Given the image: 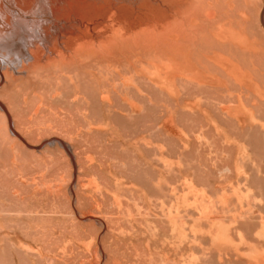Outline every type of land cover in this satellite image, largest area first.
Instances as JSON below:
<instances>
[{
  "label": "rangeland",
  "instance_id": "rangeland-1",
  "mask_svg": "<svg viewBox=\"0 0 264 264\" xmlns=\"http://www.w3.org/2000/svg\"><path fill=\"white\" fill-rule=\"evenodd\" d=\"M211 1L219 11L213 20L194 26V39L182 41L183 53L191 59L179 58L208 79L185 74L176 81L174 96L149 84L147 97L130 93L138 108L112 88L117 74L108 80V67L130 75L126 66L131 61L135 73L142 60L134 51L130 57L126 52L71 67L49 66L18 81H3L0 103L7 115L0 109V264H189L192 256L200 258L199 264H241L235 255L220 263L209 234L189 245L174 230L181 227L190 239L194 228L208 231L204 206L218 207L230 223L224 210H241V203L246 204L241 196L251 187L264 202V4L229 0L232 9L227 0ZM223 27L242 34L246 43L213 37ZM234 69L251 72L237 75ZM234 110L241 112L247 147L234 152L239 158L213 184V169L204 174L212 164L206 139L196 136L189 144L179 127L202 132L212 125L214 113L233 124ZM259 117L260 138L255 128ZM42 141L48 144L36 147ZM258 141L263 161L248 156L255 154ZM238 164L250 174L249 185L236 170ZM229 167L235 171H226ZM236 227L232 235L241 228ZM249 240L256 242L253 235Z\"/></svg>",
  "mask_w": 264,
  "mask_h": 264
},
{
  "label": "bare ground",
  "instance_id": "bare-ground-1",
  "mask_svg": "<svg viewBox=\"0 0 264 264\" xmlns=\"http://www.w3.org/2000/svg\"><path fill=\"white\" fill-rule=\"evenodd\" d=\"M260 1L264 4V0ZM213 4L211 0H0V86L4 80L10 82L22 79L31 70H42L49 66L71 67L76 63L86 64L98 59H111L115 55L125 54L126 52L125 57H127L131 54L130 52L133 53L134 51L140 54L139 56L136 55L139 58L138 60H142L139 69L135 73L131 72L136 67L133 66L135 63L132 64L131 61H128L126 66L130 75L121 73L123 71H120L117 67L109 66L108 70L106 69L108 80L114 78L109 75L117 74V77L111 83L112 88L122 91L123 99L130 106L138 108H140L137 105L139 102L136 104L130 93L134 91L142 98L147 97L149 84L157 87L158 91L170 92L174 96L172 93H175L177 91L176 87H178L175 86V84H178L176 81L179 82V78H183L185 74H190L192 78H197L202 82L208 79L203 72L196 70L195 66L193 67V63L192 65L191 62H188L183 66L185 62L181 64L179 58L189 57L187 51H185L187 55H184L185 52L183 53L181 43L183 40L195 38L194 26L200 25V22L213 20L216 11H219L218 9L215 10L214 7L218 3L214 6ZM225 5L232 8L229 0L225 2ZM220 11L222 12V10ZM262 11V17L264 18V10ZM213 35L220 42L228 41L235 43V45L246 43V39L243 38L242 34L230 28H220ZM231 43L229 44L231 45ZM232 47L230 48L232 49ZM214 57L209 58L208 56L209 59ZM252 64L254 65V63ZM230 67L236 68L233 64ZM241 69H234L238 71L237 75L242 71ZM256 69L254 68V70ZM246 73L243 75L246 76ZM251 76L253 75L251 74ZM191 77L188 76V78ZM190 80L192 81V79ZM189 84L191 83L189 82ZM200 85L203 86V84ZM201 86L200 88H202ZM106 97L103 96L102 98L108 100ZM0 109L7 115L1 103ZM51 141L57 142V140ZM59 143L66 147L62 141ZM68 146L73 150L71 144H68ZM254 165L256 168L258 167L256 162ZM235 166L238 173L242 172L248 178L249 185L251 176L242 168L244 165L242 167L239 164ZM232 170H234V167ZM232 170L229 168L227 171L231 173ZM244 181L246 182V180ZM240 185L242 187L244 184L241 183ZM253 193L254 190L251 187L247 193L241 194V200L246 202V204L241 203L243 205L241 210H224L225 215L230 213L229 218H232H230V223L224 220L218 207L215 209L214 207L204 206L206 209L203 207L205 211L203 209L201 214L208 218L207 222H210V228L208 231H205L204 228H202V231H198L196 228H194L196 230L192 229L194 235L190 239L188 235L181 234V227L176 226L177 228L174 230L177 232L179 229L178 238L180 242H187L189 245H195L196 242L200 244L201 238H205L209 234L212 238L214 250L217 251L216 255L219 254L220 256L218 258L220 263H224L225 259L229 260L227 257L232 258L231 255H235L236 262H241V264H264V249L259 248V245L264 246V202L262 199H256ZM241 204H239V207H241ZM173 220L171 221L174 222ZM181 224L185 227H182V229L187 228L184 225L185 223L182 222ZM237 225L241 228L238 233L232 235L233 230L237 229ZM251 235L256 241L255 244L249 240ZM236 239H239L240 242ZM189 245L186 246L189 247ZM243 247H248V249L243 251ZM211 255L213 254L211 253ZM199 259L197 256H192L189 259V264H199Z\"/></svg>",
  "mask_w": 264,
  "mask_h": 264
},
{
  "label": "crops",
  "instance_id": "crops-1",
  "mask_svg": "<svg viewBox=\"0 0 264 264\" xmlns=\"http://www.w3.org/2000/svg\"><path fill=\"white\" fill-rule=\"evenodd\" d=\"M218 103L220 104L221 102ZM218 115L219 114L215 116L214 113L212 121H210L212 125H208L206 127L208 130L205 128V130H202V132L189 130L188 127L183 125L179 127L181 130L180 132H182L183 134L185 133L187 137L190 138L188 140L189 144H191V142H195L196 136L202 135L206 139L212 156V164L207 167L204 174H207L208 176L211 175L213 169V184L219 179L223 171L229 166L231 160L234 157H239L235 156L234 152H236L237 150L239 151L244 147H247V139L244 132L245 124L244 121L241 119L240 110H234L233 114H230L231 116H234L237 119L233 124H226L225 121L218 119ZM255 121V128L258 129V138H260V131L262 130V119L260 118ZM254 153V155L249 154L248 156H251L252 158L259 157L261 161H263L262 145L260 141L255 143ZM220 182L223 181L220 180Z\"/></svg>",
  "mask_w": 264,
  "mask_h": 264
},
{
  "label": "water",
  "instance_id": "water-1",
  "mask_svg": "<svg viewBox=\"0 0 264 264\" xmlns=\"http://www.w3.org/2000/svg\"><path fill=\"white\" fill-rule=\"evenodd\" d=\"M45 144V142L44 141H42L39 145H37L36 147H41V146H43Z\"/></svg>",
  "mask_w": 264,
  "mask_h": 264
}]
</instances>
